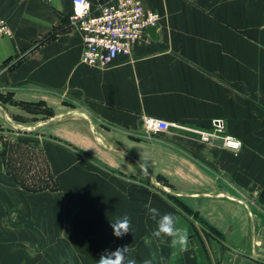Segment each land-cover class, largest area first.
I'll list each match as a JSON object with an SVG mask.
<instances>
[{"label": "crops", "instance_id": "obj_1", "mask_svg": "<svg viewBox=\"0 0 264 264\" xmlns=\"http://www.w3.org/2000/svg\"><path fill=\"white\" fill-rule=\"evenodd\" d=\"M143 2L160 15L155 37L96 66L81 60L72 0H0L12 33L0 115L42 128L46 168L9 169L0 154V264H97L123 246L137 264H264V0ZM145 115L178 125L147 135ZM217 118L238 151L202 136ZM149 201L176 217L186 251L152 236Z\"/></svg>", "mask_w": 264, "mask_h": 264}, {"label": "built area", "instance_id": "obj_2", "mask_svg": "<svg viewBox=\"0 0 264 264\" xmlns=\"http://www.w3.org/2000/svg\"><path fill=\"white\" fill-rule=\"evenodd\" d=\"M72 6L69 19L81 33V60L89 65L106 66L119 55L130 56L134 45L147 35L150 26H157L160 19L159 13L146 8L143 0H107L97 6L88 0H72ZM11 34L7 21L0 17V36ZM176 125L160 117L143 116L147 135L168 131ZM212 126L211 132L201 131L204 138L215 137L224 148L233 151L241 148L240 139L225 133L222 119H214Z\"/></svg>", "mask_w": 264, "mask_h": 264}, {"label": "clouds", "instance_id": "obj_3", "mask_svg": "<svg viewBox=\"0 0 264 264\" xmlns=\"http://www.w3.org/2000/svg\"><path fill=\"white\" fill-rule=\"evenodd\" d=\"M143 170H146L143 169ZM148 216L151 220L156 222V230L152 236L156 238L169 237L171 238V245L173 247L180 246L182 251H186L188 247L187 233L176 227V217L172 213H160V211L152 207L151 201L145 204ZM111 227L113 234L117 238L123 237L131 231L132 224L130 217L125 214L122 217H117L111 220ZM97 264H137L134 257L130 255V247H119L114 251L106 250L97 261ZM143 264H151V260H144Z\"/></svg>", "mask_w": 264, "mask_h": 264}, {"label": "rangeland", "instance_id": "obj_4", "mask_svg": "<svg viewBox=\"0 0 264 264\" xmlns=\"http://www.w3.org/2000/svg\"><path fill=\"white\" fill-rule=\"evenodd\" d=\"M29 110H32L31 113H37L34 108H29ZM44 113L42 117L45 119L53 114L51 111H46ZM40 129L42 128L35 127L27 131L14 128L0 115V154L4 158L6 168L8 167L9 169H16L20 172L23 171L35 175L37 167L43 165L42 168L46 173V168L42 162L43 158L39 149L40 147H38L37 142H35L36 137H38L41 131Z\"/></svg>", "mask_w": 264, "mask_h": 264}, {"label": "water", "instance_id": "obj_5", "mask_svg": "<svg viewBox=\"0 0 264 264\" xmlns=\"http://www.w3.org/2000/svg\"><path fill=\"white\" fill-rule=\"evenodd\" d=\"M155 31H156V26L155 25H152L148 28V33L152 36V37H155ZM1 108V107H0ZM14 127L16 128H19V129H23V130H29L33 127H29V126H21V125H13ZM157 183V182H156ZM157 185H159L161 188H163L164 190L166 191H169L171 193H175L174 191L170 190L168 187L164 186V185H161L159 183H157Z\"/></svg>", "mask_w": 264, "mask_h": 264}]
</instances>
